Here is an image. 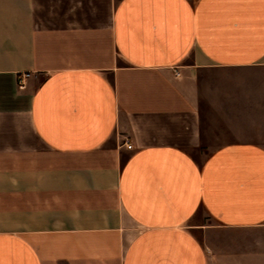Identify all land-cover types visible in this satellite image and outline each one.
Masks as SVG:
<instances>
[{
    "label": "crops",
    "instance_id": "obj_1",
    "mask_svg": "<svg viewBox=\"0 0 264 264\" xmlns=\"http://www.w3.org/2000/svg\"><path fill=\"white\" fill-rule=\"evenodd\" d=\"M0 264H264V0H0Z\"/></svg>",
    "mask_w": 264,
    "mask_h": 264
},
{
    "label": "built area",
    "instance_id": "obj_2",
    "mask_svg": "<svg viewBox=\"0 0 264 264\" xmlns=\"http://www.w3.org/2000/svg\"><path fill=\"white\" fill-rule=\"evenodd\" d=\"M30 74L29 73H23L19 79V85L21 88H23L25 86L26 83V79L28 78Z\"/></svg>",
    "mask_w": 264,
    "mask_h": 264
}]
</instances>
